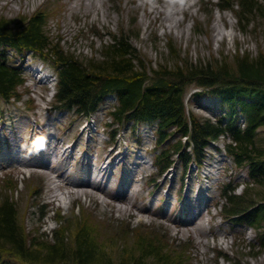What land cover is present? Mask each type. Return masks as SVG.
Listing matches in <instances>:
<instances>
[{
	"label": "rangeland",
	"instance_id": "rangeland-1",
	"mask_svg": "<svg viewBox=\"0 0 264 264\" xmlns=\"http://www.w3.org/2000/svg\"><path fill=\"white\" fill-rule=\"evenodd\" d=\"M219 2L0 0V15L12 19L46 10L49 35L80 59L99 57L113 33L124 32L147 67L172 64L176 55L206 63L232 62L237 52L264 54V17L256 14L244 31L236 18L239 6L221 10ZM10 54L26 79L18 88L20 99H0V197L5 186L17 183L12 192L28 231L50 234L60 226L57 212L74 208L78 217L98 225L101 238L123 236L113 247L116 258L125 242L135 245L138 234L150 231L185 248L191 264H264V251L256 253V230L233 224L217 204L223 183L248 179L223 150V136L206 147L203 166L184 173L175 164L159 175L153 164L156 124L120 126L112 136L116 126L106 109L116 102L113 97L89 117L75 109L55 111V70L30 51ZM41 65L45 72L37 71ZM198 88H188L187 109L215 120L223 110L220 97H195Z\"/></svg>",
	"mask_w": 264,
	"mask_h": 264
},
{
	"label": "trees",
	"instance_id": "trees-1",
	"mask_svg": "<svg viewBox=\"0 0 264 264\" xmlns=\"http://www.w3.org/2000/svg\"><path fill=\"white\" fill-rule=\"evenodd\" d=\"M217 6L235 9L244 31L256 14L264 17V0H221ZM49 17L44 9L12 19L0 15V99L21 98L18 88L26 78L10 61V53L30 51L55 70L56 108L75 109L89 117L106 96L114 95L116 103L106 111L112 118L110 124L116 126L112 136H117L120 126L130 124L135 130L143 123L156 124L153 163L159 175L175 164L183 165L184 173L193 165L202 166L206 147L223 136L224 151L237 168L245 169L248 179L240 184L223 183L218 207L233 224L256 230V253L263 252L264 54L254 57L250 52H237L232 62L206 63L181 61L176 55L172 64L147 67L124 32L113 33L99 57L80 59L49 35ZM170 50L176 53L172 43ZM193 84L199 87L195 97L204 92L220 97L223 110L215 120L187 109L186 95ZM13 184L5 186L0 197V264H191L185 248L150 231V235L138 234L135 245L125 242L116 258L113 247L123 236L106 234L101 238L95 233L98 225L78 217L74 208L69 214L57 212L60 226L52 233L30 232L12 192L17 183Z\"/></svg>",
	"mask_w": 264,
	"mask_h": 264
},
{
	"label": "bare ground",
	"instance_id": "bare-ground-1",
	"mask_svg": "<svg viewBox=\"0 0 264 264\" xmlns=\"http://www.w3.org/2000/svg\"><path fill=\"white\" fill-rule=\"evenodd\" d=\"M110 97H113L114 98V100H115V97H114V95H109ZM149 124V123H148ZM214 141H216V140H214ZM108 166H109V164L107 165V167H105L104 168V170H106V169H108Z\"/></svg>",
	"mask_w": 264,
	"mask_h": 264
}]
</instances>
